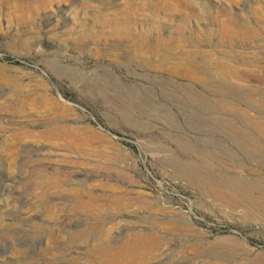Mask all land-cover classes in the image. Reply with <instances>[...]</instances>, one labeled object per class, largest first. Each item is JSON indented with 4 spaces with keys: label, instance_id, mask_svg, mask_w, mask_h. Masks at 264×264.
Wrapping results in <instances>:
<instances>
[{
    "label": "rangeland",
    "instance_id": "1",
    "mask_svg": "<svg viewBox=\"0 0 264 264\" xmlns=\"http://www.w3.org/2000/svg\"><path fill=\"white\" fill-rule=\"evenodd\" d=\"M223 67L237 91L204 85ZM247 100L264 0H0V264H104L143 238L133 264H264V212L183 173L257 166L209 122L264 115Z\"/></svg>",
    "mask_w": 264,
    "mask_h": 264
},
{
    "label": "bare ground",
    "instance_id": "2",
    "mask_svg": "<svg viewBox=\"0 0 264 264\" xmlns=\"http://www.w3.org/2000/svg\"><path fill=\"white\" fill-rule=\"evenodd\" d=\"M210 74L212 76H209L212 79L209 78V81L204 83L206 87L210 89L222 88L221 90L224 92L228 89V86H231L234 91H237L235 85L232 84V78L236 74L233 68L223 67ZM191 81L195 80L192 79ZM247 103L257 107V111H264V104H258L257 102H250L248 100ZM248 115L242 116V120H237L235 116L234 118L214 116L209 119V122L214 129L222 131L249 157L257 159V166L252 167L253 170L249 171V174L234 171L228 172L222 169V167L217 170H211L194 164L188 165L183 173L186 177L188 176L190 181H193L197 185L199 192L206 195L209 194L215 197L220 203L231 208L241 206L246 212L252 214L256 210L264 212V171L261 169H264V115L256 114L251 117ZM236 155L239 157V154ZM219 158L217 157V159ZM188 170H191V173ZM149 242L150 240L144 238L132 241L116 253L105 254L103 262L104 264H133L138 261H145L154 253L153 245H150Z\"/></svg>",
    "mask_w": 264,
    "mask_h": 264
}]
</instances>
